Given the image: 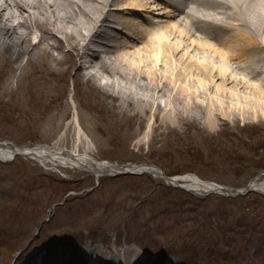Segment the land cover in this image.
Instances as JSON below:
<instances>
[{"label": "rangeland", "instance_id": "1", "mask_svg": "<svg viewBox=\"0 0 264 264\" xmlns=\"http://www.w3.org/2000/svg\"><path fill=\"white\" fill-rule=\"evenodd\" d=\"M150 2L157 9L158 2ZM240 3L246 10V0ZM55 24L57 36L71 41L67 23ZM30 25L22 40L24 52L7 53L0 45V140L21 147L79 146L81 152L89 150L97 159L154 163L170 176L192 173L235 189L264 171V109L246 107L242 111L237 107L230 118H217L210 125L205 122L206 114L188 112L189 120L181 127L164 122L151 137L145 136L149 126L156 124L153 111L142 113L148 101L138 99L148 98L143 93L148 92L147 81L139 77L126 86L115 80L116 87L109 89L102 85L103 79L80 76L77 48H68L52 37L41 42L40 32ZM121 32L119 41L126 43ZM27 44L31 46L26 52ZM189 50L197 60L212 57L192 45ZM239 73L245 76L244 71ZM259 76L252 79L254 83ZM247 91L252 93L251 88ZM223 98L228 104L256 105L245 96L237 101L229 95ZM168 101L162 94L155 100L165 111ZM173 104L182 106L177 99ZM75 114L91 141L89 146L76 142ZM0 177V185L17 186L19 198L13 208L18 209L23 199L22 209L29 220L24 228L30 231L27 237L19 236L6 248L0 247V264H22L21 254L39 249L78 251L93 245L108 252L132 248L146 258L179 259L182 255L190 258L187 264L201 260L207 264H264V193L203 197L150 174L97 178L92 172L43 166L27 156L11 162L0 159Z\"/></svg>", "mask_w": 264, "mask_h": 264}, {"label": "bare ground", "instance_id": "2", "mask_svg": "<svg viewBox=\"0 0 264 264\" xmlns=\"http://www.w3.org/2000/svg\"><path fill=\"white\" fill-rule=\"evenodd\" d=\"M150 1L0 0V45H2L1 48H5L7 53L11 50L13 52L23 51L21 49V46L24 45L22 40L26 39L24 32H28L32 22L35 29L40 32L41 42L46 43L44 40L46 38L48 40L50 37L59 43L63 41L66 47L77 48L78 59L81 60L85 58V47L93 45L95 36H102L104 32L109 33L110 36L102 38L101 50L96 47L90 49L94 55L90 59V65H87L88 62L84 64L80 61L79 75L93 77L95 80L103 79L102 85L109 89L116 87L117 80H122L126 86H128V82H134L139 77L147 81L148 92L143 91V93L148 98L140 96L138 99L148 101V106L143 108L142 113L153 111L152 117L156 122L152 127L149 126L151 128L149 132L146 131L145 136L148 137H151L155 128L163 127L164 122H167L171 127H181L185 121L189 120L185 115L188 112L193 116L197 111L206 114L205 122L210 125L216 124L217 118H230L231 115H234L233 112L237 107L242 111L246 110V107L253 111L254 109H264V76H262L264 74V0H246L248 5L244 11L242 5H239L241 0H223L222 7H211L214 9L211 13H204L199 7L198 0H190L180 11L174 8L177 5L176 2L171 3L174 0H159V6L163 10L162 17H165L166 20H162L160 17L155 20L153 16H157H151L155 8L149 5ZM156 2H154L155 5ZM191 3L197 4L196 9L189 6ZM113 5H116V7H112L115 12L111 14L110 10ZM197 12L200 14L197 15ZM111 15L112 19L109 21L112 25L108 26L106 20ZM55 21L59 25L67 23L68 29L64 28L68 30L67 33L71 41L57 36L54 31ZM229 26H238L239 28ZM104 27L110 30L105 31ZM121 31L124 32L125 37H128L126 43L119 41L122 35ZM174 35L181 36L182 39L175 41L172 38ZM137 41L142 46L138 47ZM189 45L200 51L205 50L204 53L209 51L212 57H204L203 61L197 60V57L190 54ZM25 46L27 52L31 45ZM55 50L60 51L58 48ZM60 53L62 52L60 51ZM232 63L236 64L234 68ZM18 69H20V65ZM242 71L245 76L239 73ZM260 73H262L261 76H259ZM258 76L259 78L256 80L258 82L254 83L252 79ZM13 79L16 80V76ZM136 85L143 86L144 84L136 83ZM247 88L252 89L250 95H248ZM211 89L214 92H211ZM160 94L167 96L169 101L177 99L182 106L176 107L173 101L172 103L168 101L165 111L155 102ZM227 95L236 101L245 96L248 101L255 102L256 105H245L241 101H237V103L230 101L231 104H228L229 102L223 98ZM202 99L208 100L203 102ZM126 103L129 106L130 99ZM255 112L257 113V110ZM73 122L77 136L76 142H87L85 144L89 146L91 141L82 130L77 114H75ZM18 152L33 159L36 157L42 165L49 164L63 169L92 172L98 176L100 173L102 175L119 174L118 171L121 170L136 171L150 173L158 178L166 179L171 184H181L189 190L195 191L196 194L222 191L219 185L211 181L207 182L192 173L168 179L156 165L144 163L142 166H133L132 164V166L123 167L122 164L116 165L106 160L97 159L89 150L85 153L81 152L79 146L73 149H64L59 146L18 149L9 143H0V159L12 160L18 156L16 155ZM13 185L12 183L0 185V187L3 186L0 189V247L3 248H6L19 236L27 237L30 232L24 228L29 220L22 209L23 199L20 204H17L18 209L13 208V202L19 198V195L15 193L17 186ZM250 188L263 193L264 180L259 178L252 181ZM94 249L102 251L104 259L108 256L112 257L115 253L105 251L100 247ZM82 250L87 260L93 257L94 253L89 254L92 251L89 247L82 248ZM39 251L28 255L21 254L23 264L39 262L70 264L72 261L73 264H86L85 261H76V258L82 257L80 252L71 251L68 253V251L60 249L56 250V254L53 253L50 256L46 249L43 254ZM137 254L132 248L125 249V251L118 250L115 253V260L110 259L112 263L107 264H187L190 262L189 257L182 255H179L181 257L179 259L174 258L177 261L171 259L168 262L163 257L145 258ZM106 262L105 259L99 264H106ZM204 262L201 260L198 264H207Z\"/></svg>", "mask_w": 264, "mask_h": 264}, {"label": "water", "instance_id": "3", "mask_svg": "<svg viewBox=\"0 0 264 264\" xmlns=\"http://www.w3.org/2000/svg\"><path fill=\"white\" fill-rule=\"evenodd\" d=\"M223 191H225L226 193H229L230 196H241V195H246L250 192H252V190L248 187H245V189H241V190H234V189H226V188H223Z\"/></svg>", "mask_w": 264, "mask_h": 264}]
</instances>
